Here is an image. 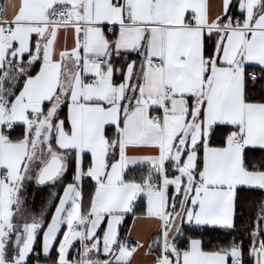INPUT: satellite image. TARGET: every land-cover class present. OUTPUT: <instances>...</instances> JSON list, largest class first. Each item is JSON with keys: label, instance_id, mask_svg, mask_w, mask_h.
Returning a JSON list of instances; mask_svg holds the SVG:
<instances>
[{"label": "snow or ice", "instance_id": "1", "mask_svg": "<svg viewBox=\"0 0 264 264\" xmlns=\"http://www.w3.org/2000/svg\"><path fill=\"white\" fill-rule=\"evenodd\" d=\"M0 264H264V0L0 4Z\"/></svg>", "mask_w": 264, "mask_h": 264}, {"label": "crops", "instance_id": "2", "mask_svg": "<svg viewBox=\"0 0 264 264\" xmlns=\"http://www.w3.org/2000/svg\"><path fill=\"white\" fill-rule=\"evenodd\" d=\"M4 2H5V0H0V4H3ZM141 232L145 236L149 235L150 234V227L148 225H143L141 227Z\"/></svg>", "mask_w": 264, "mask_h": 264}]
</instances>
